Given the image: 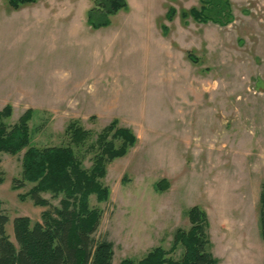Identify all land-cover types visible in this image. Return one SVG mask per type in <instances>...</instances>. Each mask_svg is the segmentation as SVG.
I'll use <instances>...</instances> for the list:
<instances>
[{"label": "rangeland", "instance_id": "rangeland-1", "mask_svg": "<svg viewBox=\"0 0 264 264\" xmlns=\"http://www.w3.org/2000/svg\"><path fill=\"white\" fill-rule=\"evenodd\" d=\"M126 2L108 26L93 28L94 0H37L19 9L0 0V110L12 107L6 122L32 109L31 144L39 148L71 145L66 128L77 122L92 132L72 145L86 169L90 144L113 119L135 132L136 145L107 165L108 201L89 198L102 211L94 236L113 243L112 264L169 250L175 232L189 230L193 206L207 213L217 264H264V0H230L227 26L180 17L199 0ZM24 152L0 155L11 237L15 217L42 222L61 199L44 193L51 207L37 206L21 198L33 185L13 188ZM163 179L169 187L159 191ZM183 254L179 245L170 257Z\"/></svg>", "mask_w": 264, "mask_h": 264}, {"label": "trees", "instance_id": "trees-1", "mask_svg": "<svg viewBox=\"0 0 264 264\" xmlns=\"http://www.w3.org/2000/svg\"><path fill=\"white\" fill-rule=\"evenodd\" d=\"M36 1L7 0L13 9ZM127 9L126 0H94V5L87 11L88 23L93 28L108 26L111 16ZM175 14V9L170 8L168 19L172 20ZM180 17L219 26H227L234 21L230 0H199V6L183 10ZM188 58L197 62L191 53H188ZM11 115V105L0 110V155H17L25 150L21 178L13 181V188L33 185L21 198H30L37 206L51 207L50 202L42 197L44 193L61 199L59 206L42 213V222H32L26 216L15 217L13 237L7 232L10 219L0 202V264H112L113 243L107 239L97 240L94 236L102 211L92 208L89 198L95 195L99 202L108 201L109 189L102 183L107 165L125 156L136 145L138 138L135 132L113 119L90 144L94 153L93 164L86 169L72 145H84L91 139V131L72 121L66 128L71 145L39 148L31 144L29 123L34 111L26 110L14 124L6 122ZM4 180L0 174V184ZM168 187L165 179L157 185L159 191ZM186 215L190 228L175 232L174 243L169 250L154 247L142 259L126 258L120 264H217L218 260L208 249L207 213L193 206ZM259 226L264 240V184L259 200ZM179 245L184 247V254L180 260H174L170 255Z\"/></svg>", "mask_w": 264, "mask_h": 264}]
</instances>
